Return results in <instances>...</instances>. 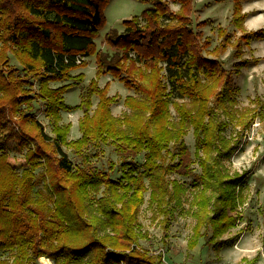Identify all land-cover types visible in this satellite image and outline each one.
Here are the masks:
<instances>
[{"label": "trees", "instance_id": "1", "mask_svg": "<svg viewBox=\"0 0 264 264\" xmlns=\"http://www.w3.org/2000/svg\"><path fill=\"white\" fill-rule=\"evenodd\" d=\"M108 1L0 0V142L3 131L12 132L26 162L19 172L0 150V251L13 254L11 260L0 258V264H34L40 256L55 264H159L161 254L139 243L145 232L138 214L147 191L148 205L164 215L165 223L176 209L194 219L190 249L201 237L222 247L223 235L238 223L229 211L243 201L244 174L225 167L234 146L220 128V107L226 110L232 102L233 79L208 54L221 55L234 39L239 57L242 45L262 38L264 28L245 30L246 13L241 0H234L230 22L240 34L220 26V44L209 49V37L202 40V31L192 26V0H143L148 5L122 21V33L106 32L104 41L114 49L109 55L94 41ZM168 1L179 3L178 9L171 10ZM10 54L20 70L10 63ZM92 54L95 76L77 104L66 103L64 92L84 76L71 70ZM107 73L135 92L124 97L129 111L121 115L110 109L118 94L107 93L108 83L98 84ZM66 79L71 82L50 85ZM174 93L183 100H175ZM93 95L98 100L92 109ZM36 97L44 102L52 135L36 116ZM61 109L82 110L79 137L67 138L71 124L60 122ZM190 127L193 157L183 139ZM171 142L178 143L176 152H168ZM102 143H111L121 158L116 178L110 173L113 163L109 170L83 165L85 150L97 151ZM139 154L141 163L135 160ZM173 174L191 177L192 184Z\"/></svg>", "mask_w": 264, "mask_h": 264}, {"label": "rangeland", "instance_id": "2", "mask_svg": "<svg viewBox=\"0 0 264 264\" xmlns=\"http://www.w3.org/2000/svg\"><path fill=\"white\" fill-rule=\"evenodd\" d=\"M171 10L176 11L179 3L168 1ZM148 4L143 0H109L103 9L104 24L99 29V33L94 39L96 48L106 51L109 55L114 52L105 41L106 32L111 28H116L118 32L124 31L122 21L139 14ZM242 12L246 13L244 26L245 30H255L264 28V0H241ZM192 26L195 30L202 31L203 40L209 37V49L220 44L221 37L217 34L218 27H225L233 36L240 34L235 26L230 22L234 0H192ZM204 19L209 21L204 26L196 24ZM235 38V37H233ZM231 42L221 55L208 56L216 57L223 66L232 74V102L228 104L226 110L220 107L221 134L229 139V144L234 149L229 157L224 158L225 167L230 172L244 174V182L241 185L243 201L239 203L236 210L229 213L236 214L238 223L223 235L226 242L222 247L217 248L215 244L206 243L203 237L190 249L187 242L192 235L194 219L186 213L179 212L178 209L169 217L165 223L162 214L148 205L149 191L144 194V202L140 205L138 222L141 231L145 232V237L141 238L140 246L148 249L151 253L161 254L159 264H264V33L262 38L252 37L250 41L242 45V54L238 56L234 53ZM86 63L83 66L71 70L72 75L83 72V79L71 85L64 92V101L74 105L80 101V93L85 90L90 80L95 76V54L84 57ZM10 63L21 68L16 59L10 54ZM242 63L245 64L242 66ZM240 64V65H238ZM71 80H61L51 82L53 87ZM108 83L109 95L118 94L119 100L110 105L112 114L121 115L129 111L124 105L123 99L126 95H135L132 88L126 86L117 77L107 73L98 79L99 86ZM38 81H33V89L36 92ZM174 93L175 100L182 101ZM98 97L92 96V109L96 105ZM34 107L37 118L44 124L45 131L52 135L51 121L45 114L44 102L36 97ZM173 118L177 115L171 106ZM62 124L70 123L68 139L80 136L78 119L82 114L81 109L62 110ZM242 114V116H238ZM189 148L191 156L195 152V137L192 128L187 129L183 137ZM69 158L75 163H80V159L73 150L63 146ZM177 142L168 145V152H176ZM0 150L9 156L17 171L26 167L24 159L25 150L20 149L16 144L14 134L3 131L1 135ZM96 152V153H95ZM89 153L87 162L83 165L88 167L109 170L111 163L114 169L110 171L111 176L116 178L120 175L121 158L115 152L111 143H102L100 149L94 150L92 146L85 150ZM138 163L143 161V155L135 156ZM197 171L200 170L197 163L194 164ZM40 169L36 170V173ZM185 185L192 184L191 177L171 175ZM147 181V180H146ZM42 186L41 182L34 187V191ZM187 204L185 203V206ZM12 252L0 251V258L11 260ZM40 256L34 264H42ZM48 258V257H47ZM50 259V258H49ZM51 264H55L50 259Z\"/></svg>", "mask_w": 264, "mask_h": 264}, {"label": "bare ground", "instance_id": "3", "mask_svg": "<svg viewBox=\"0 0 264 264\" xmlns=\"http://www.w3.org/2000/svg\"><path fill=\"white\" fill-rule=\"evenodd\" d=\"M42 264H51V261H50L49 258H47V257H43V258H42Z\"/></svg>", "mask_w": 264, "mask_h": 264}]
</instances>
